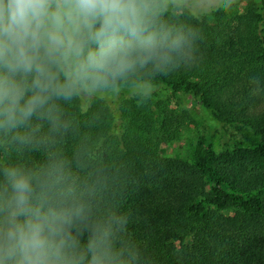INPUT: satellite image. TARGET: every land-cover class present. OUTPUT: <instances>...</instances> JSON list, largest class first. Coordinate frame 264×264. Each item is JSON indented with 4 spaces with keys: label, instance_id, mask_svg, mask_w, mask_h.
Wrapping results in <instances>:
<instances>
[{
    "label": "clouds",
    "instance_id": "1",
    "mask_svg": "<svg viewBox=\"0 0 264 264\" xmlns=\"http://www.w3.org/2000/svg\"><path fill=\"white\" fill-rule=\"evenodd\" d=\"M234 4L0 0V264H153L122 210L120 169L66 106L143 105L159 78L200 62L199 22Z\"/></svg>",
    "mask_w": 264,
    "mask_h": 264
},
{
    "label": "trees",
    "instance_id": "2",
    "mask_svg": "<svg viewBox=\"0 0 264 264\" xmlns=\"http://www.w3.org/2000/svg\"><path fill=\"white\" fill-rule=\"evenodd\" d=\"M198 26L200 62L157 86L190 96L206 115L183 154L160 148L189 117L168 99L137 106L123 98L113 112L102 100L87 108L74 101L67 111L98 141L100 158L120 169L122 210L153 264H264V0H235ZM253 76L261 79L255 94ZM226 137L235 138L231 147ZM74 146L69 135L65 150Z\"/></svg>",
    "mask_w": 264,
    "mask_h": 264
},
{
    "label": "rangeland",
    "instance_id": "3",
    "mask_svg": "<svg viewBox=\"0 0 264 264\" xmlns=\"http://www.w3.org/2000/svg\"><path fill=\"white\" fill-rule=\"evenodd\" d=\"M243 7V4H241V11L244 10ZM152 97L156 99H168L169 101H171V107L176 109H184L188 112V120L181 128V132L178 138L173 140L171 143L162 144L160 146L163 156L175 157L176 155L178 156L179 154H183L187 148V145L194 142V140L204 132V128L208 123L205 113L193 102L192 98L188 95H175L174 97H171L166 91L157 88ZM123 98L126 97L121 96L119 99H108L102 101L113 112L116 108L117 102ZM88 105L89 102L82 103L83 107H86ZM229 138L230 137H226L223 144L231 147L235 138Z\"/></svg>",
    "mask_w": 264,
    "mask_h": 264
}]
</instances>
